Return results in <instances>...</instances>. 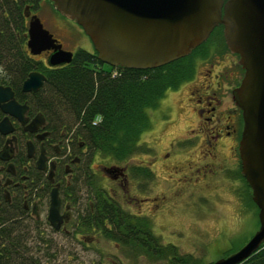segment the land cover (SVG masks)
I'll return each instance as SVG.
<instances>
[{
	"label": "rangeland",
	"instance_id": "obj_1",
	"mask_svg": "<svg viewBox=\"0 0 264 264\" xmlns=\"http://www.w3.org/2000/svg\"><path fill=\"white\" fill-rule=\"evenodd\" d=\"M25 4L21 5L22 11ZM35 13L67 50L75 52L83 48L95 52L78 24L61 16L47 0L40 1ZM23 22L27 28L28 19L23 18ZM25 51L28 53L26 45ZM34 61L41 62L36 57ZM203 68L198 66L197 77L203 76ZM6 73L5 65L0 64V79L5 77L1 74ZM189 87L183 82L175 89H168L155 109H147L151 127L139 140L144 149L119 165L122 168L128 162L129 166L146 168V173L153 175L152 179L133 177L128 172L125 182L114 181L102 171L116 165L114 160L95 153L89 167L81 164L69 188L60 194L73 207L68 224L55 231L47 223L48 197L38 199L40 217L37 221L26 216L19 219V225L29 235V245L34 249L40 246L46 251L43 264H170L167 260L149 259L132 246L119 245L89 224H76L75 219L85 215L93 202L95 187L108 191L130 214L143 217L162 243L175 245L181 255L192 256L198 264H209L235 252L251 238L259 226L258 208L241 171L232 170L231 179L227 176L211 178L208 187L201 183L198 187L184 176L187 172L184 173L183 168L187 162L183 158L189 151L185 149V143L175 145L173 149L169 146L186 134L184 130L192 116L190 106H187L190 104ZM163 153H167V157L161 155L151 166V157Z\"/></svg>",
	"mask_w": 264,
	"mask_h": 264
},
{
	"label": "water",
	"instance_id": "obj_2",
	"mask_svg": "<svg viewBox=\"0 0 264 264\" xmlns=\"http://www.w3.org/2000/svg\"><path fill=\"white\" fill-rule=\"evenodd\" d=\"M55 9L75 21L90 38L98 58L111 66L155 68L188 55L218 24L223 25L228 48L239 55L244 69L233 98L242 109L240 140L242 174L258 207L259 228L237 251L210 264H241L264 242V0H49ZM27 15V14H26ZM27 47L31 54L52 50L49 66L70 63L72 52L43 26L29 18ZM45 77L30 72L23 91H36ZM7 86L0 85V104L6 115L22 120L25 112ZM6 117L0 130L7 134ZM57 188L50 192L47 220L56 229L62 219Z\"/></svg>",
	"mask_w": 264,
	"mask_h": 264
},
{
	"label": "trees",
	"instance_id": "obj_3",
	"mask_svg": "<svg viewBox=\"0 0 264 264\" xmlns=\"http://www.w3.org/2000/svg\"><path fill=\"white\" fill-rule=\"evenodd\" d=\"M40 1L0 0V64L16 77L31 70L44 72L47 82L40 102L52 110L54 122L67 124L73 138L85 141L92 153L116 163L127 161L144 149L139 140L151 127L147 109H155L168 89H175L191 77L193 70L187 64L190 56L153 69H105L96 52L79 49L71 63L45 69L25 51L26 28L21 10L22 3H26L35 12ZM113 70L117 75L112 76ZM97 116L101 120L93 124ZM129 170L133 177L153 178L146 168L131 165ZM88 209L86 223L119 245L132 246L157 261L198 264L192 256L181 255L176 246L163 244L143 217L121 208L108 191L95 187L93 208L89 205ZM22 213L0 206V264H43L46 251L29 245V235L19 225ZM241 264H264V243Z\"/></svg>",
	"mask_w": 264,
	"mask_h": 264
},
{
	"label": "flooded vegetation",
	"instance_id": "obj_4",
	"mask_svg": "<svg viewBox=\"0 0 264 264\" xmlns=\"http://www.w3.org/2000/svg\"><path fill=\"white\" fill-rule=\"evenodd\" d=\"M32 14L35 12L30 5H25L24 18ZM50 52L28 56L45 61L42 62L45 69H55L56 66L46 64ZM188 56L187 64L193 73L184 85L191 88L190 104L187 106H190L192 116L184 130L186 134L169 146L173 149L175 145L185 143V149L189 151L188 156L183 158L187 162L183 168L184 173L187 172L184 176L198 187L201 184L208 187L211 178L223 179L227 176L231 179L232 170L241 171L239 144L244 121L242 110L233 98V90L240 84L244 72L238 63V55L231 52L225 42L222 24L217 25ZM199 65L204 67V73L197 77ZM31 71L42 73L45 80L36 91H23V82ZM31 71L18 77L8 72L1 74L5 77L0 79V85L11 89L12 97L25 112L21 114L23 119L19 120L3 112L2 106L6 102L0 104V122L6 117L5 128L11 129L7 134L0 130V206L16 209L23 212V216L37 221L40 217L38 199L48 197L49 208L50 192L57 188L60 214L67 216L68 220L63 218L58 229L49 223L47 215L46 221L53 230L59 231L70 222L73 208L60 194L69 188L81 164L89 167L94 153L85 141L73 138L67 124L54 122L52 110L40 102L47 76L39 70ZM161 155L167 157V153L152 156L150 165L154 166ZM119 165L116 164L120 169L111 171L105 167L102 171L114 181L125 182L130 173L129 164H125L126 168ZM89 205L92 209L93 202ZM88 212L87 208L85 215L77 217L76 224L86 223Z\"/></svg>",
	"mask_w": 264,
	"mask_h": 264
}]
</instances>
